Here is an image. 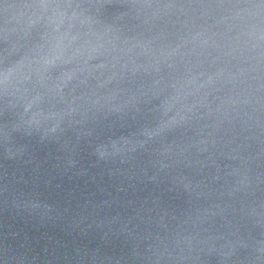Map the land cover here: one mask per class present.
Instances as JSON below:
<instances>
[{"label": "clouds", "instance_id": "clouds-1", "mask_svg": "<svg viewBox=\"0 0 264 264\" xmlns=\"http://www.w3.org/2000/svg\"><path fill=\"white\" fill-rule=\"evenodd\" d=\"M4 161L151 186L135 264H264V0H0Z\"/></svg>", "mask_w": 264, "mask_h": 264}, {"label": "water", "instance_id": "water-1", "mask_svg": "<svg viewBox=\"0 0 264 264\" xmlns=\"http://www.w3.org/2000/svg\"><path fill=\"white\" fill-rule=\"evenodd\" d=\"M81 157L84 166L91 169L87 152L82 151ZM32 168L18 169L4 161L0 169V264H135L132 254L137 244L143 251L148 243L134 239L146 228L136 211L151 186L125 197L117 193L113 178L100 175L97 169H92L97 173L92 180L72 172L61 174L52 170L51 164L45 165L50 175L43 169V174L34 173ZM30 194L55 205V210H18L13 199H25ZM105 200L109 203L104 204ZM130 200L133 203L129 204Z\"/></svg>", "mask_w": 264, "mask_h": 264}]
</instances>
